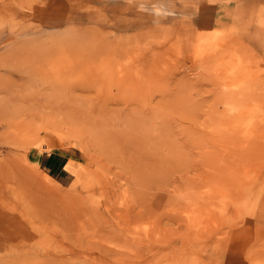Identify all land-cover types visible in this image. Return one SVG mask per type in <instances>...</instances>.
<instances>
[{
  "label": "rangeland",
  "instance_id": "374dc122",
  "mask_svg": "<svg viewBox=\"0 0 264 264\" xmlns=\"http://www.w3.org/2000/svg\"><path fill=\"white\" fill-rule=\"evenodd\" d=\"M0 264H264V0H0Z\"/></svg>",
  "mask_w": 264,
  "mask_h": 264
},
{
  "label": "crops",
  "instance_id": "0c3cea01",
  "mask_svg": "<svg viewBox=\"0 0 264 264\" xmlns=\"http://www.w3.org/2000/svg\"><path fill=\"white\" fill-rule=\"evenodd\" d=\"M44 160L46 162V166L50 167L56 173H61L62 168L64 167V161L60 155L48 154L44 156Z\"/></svg>",
  "mask_w": 264,
  "mask_h": 264
},
{
  "label": "bare ground",
  "instance_id": "6f19581e",
  "mask_svg": "<svg viewBox=\"0 0 264 264\" xmlns=\"http://www.w3.org/2000/svg\"><path fill=\"white\" fill-rule=\"evenodd\" d=\"M37 178V177H36Z\"/></svg>",
  "mask_w": 264,
  "mask_h": 264
}]
</instances>
